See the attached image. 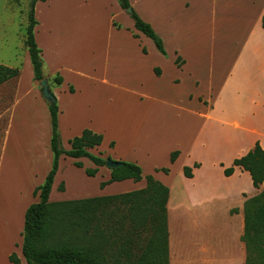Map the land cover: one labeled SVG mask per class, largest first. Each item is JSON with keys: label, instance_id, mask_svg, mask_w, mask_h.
<instances>
[{"label": "rangeland", "instance_id": "rangeland-1", "mask_svg": "<svg viewBox=\"0 0 264 264\" xmlns=\"http://www.w3.org/2000/svg\"><path fill=\"white\" fill-rule=\"evenodd\" d=\"M31 1L0 0V63L19 69L18 76L0 83V264H11L8 251L17 253L22 208L33 200L32 190L44 181L52 162L48 102L32 77L25 44ZM132 1V10L162 38L167 57L137 29L140 37L131 35L134 20L118 0H35L33 9L43 72L60 111L61 146L68 149V139L84 128L98 130L103 134L100 156L135 161L144 180L155 166L170 167V152L194 134L200 118L189 109L200 107L196 96L218 91L256 25L261 0ZM143 46L144 58L137 52ZM175 51L186 60L182 69L170 61ZM55 66L64 78L61 85L52 80ZM154 66L162 70L157 78L151 73ZM34 88L43 102L36 99ZM109 142H115V149L109 150ZM91 164L83 170L69 166L67 159L59 163L49 199L124 191L135 182L115 181L100 188V175L85 172L94 168ZM60 183L66 190L58 189ZM135 241L128 248L134 254L141 246V239Z\"/></svg>", "mask_w": 264, "mask_h": 264}, {"label": "trees", "instance_id": "trees-1", "mask_svg": "<svg viewBox=\"0 0 264 264\" xmlns=\"http://www.w3.org/2000/svg\"><path fill=\"white\" fill-rule=\"evenodd\" d=\"M34 1L26 25L25 44L33 79L40 81L46 77L41 49L34 39L33 29L37 23ZM118 3L122 9L131 6L129 0H118ZM130 16L134 20V28L152 39L157 50L165 54L162 40L151 24L134 10ZM261 26L264 27V13ZM175 62L178 63V57ZM18 74L17 67L0 63V83ZM62 79L59 73L52 77L55 84H61ZM47 104L52 162L44 181L33 190L38 200L30 203L24 212L21 251L26 263L169 264L166 206L169 189L152 174L144 176L143 187L127 192L57 201L48 199L60 156L87 157L96 165L85 169L90 176L96 173L98 166L105 165L106 158L89 151L102 141V134L89 128H84L79 135L68 139L69 148L64 149L58 132L56 98ZM177 154L178 150L170 152L171 162ZM74 164L82 166L79 161ZM234 166L247 170L252 185L260 188L257 194L247 197L243 205L244 224L240 239L246 252L244 264H264V149L256 142L245 154L235 157L231 165L224 168V174L230 175ZM109 169L110 177L100 182V186L124 179H142L141 167L135 162L121 160V165ZM161 170L168 172L169 168L162 167ZM190 170L189 166H184V175L189 176ZM58 189H64L63 183H60ZM136 237L137 240L141 239V246L139 252L134 254L128 248L137 242ZM132 255H135L134 260L130 258ZM8 259L11 264H19V258L14 252L8 255Z\"/></svg>", "mask_w": 264, "mask_h": 264}, {"label": "crops", "instance_id": "crops-1", "mask_svg": "<svg viewBox=\"0 0 264 264\" xmlns=\"http://www.w3.org/2000/svg\"><path fill=\"white\" fill-rule=\"evenodd\" d=\"M129 2L134 7L135 2L132 0H129ZM136 13L140 16L139 12ZM263 13L264 0H261V4L258 6L256 25L246 34L238 54L218 91L216 90L217 92L215 91L206 98H203V95L195 97L201 105L197 109L189 110L194 112L200 118V121L190 138L178 141L181 144L175 146L176 149L174 150H178L175 160L171 162L168 157L169 171L164 172L161 170L162 167L166 166H155L152 169L153 176L168 186L169 189L166 204L169 264L245 263V247L240 239L244 224L243 205L245 199L257 194L260 188L252 185L247 170L234 166L232 173L225 175L224 168L230 166L235 157H239L253 148L256 142L264 149V27L261 26ZM34 17L37 20L35 12ZM35 26L33 29L34 39L39 47L42 45L35 37ZM133 31L134 33L131 32L133 37L134 35L135 38L140 37L139 33L141 32L137 33L135 28ZM137 52L143 58L147 53L145 46ZM160 54L162 57L168 56L166 49L165 54ZM42 56H44V53L41 49ZM177 57L178 63L175 62ZM170 61L181 69L186 65V60L176 51L173 57H170ZM58 69L60 67L55 66L51 69V73H59ZM151 73L157 78L161 75L162 70L159 66H154ZM103 80L107 82L105 78ZM174 81H178V79ZM63 82L64 78L61 84ZM232 89L236 91V96L232 94ZM34 90L36 99L42 101L39 97L40 93L35 88ZM141 96L151 97L145 93ZM189 97L194 98L192 94H189ZM91 130L100 133L98 130ZM3 144L2 139L0 156L2 155ZM99 145L90 148L89 151L95 155H102ZM108 145L110 147V142ZM111 149H115V142L109 148V150ZM93 151H99L101 154ZM112 158L124 161L120 155H115ZM66 159L70 162L69 166L83 170L91 161L87 157L75 158L62 155L58 160V168L59 163ZM74 161H81L83 165L76 166L73 164ZM173 166H175V170H173ZM184 166L191 168L189 176L184 175ZM88 167H96V165L92 162ZM57 172L58 169L54 179ZM96 174L100 175V188H106L111 183L100 186L101 181H105L110 177L108 167L98 166ZM129 180L131 179L120 181L127 183ZM142 180L143 174L142 179L133 182L132 187L127 190L114 191L103 195L122 193L143 187L145 179L143 182ZM64 188L66 190L67 185ZM89 196L92 195L83 193L81 196L72 199ZM32 197L33 200L25 205L26 207L38 200V195ZM25 206H23L22 212H24ZM21 244L16 253L19 264H22L24 259ZM10 253L12 252L8 251L6 253L7 258Z\"/></svg>", "mask_w": 264, "mask_h": 264}, {"label": "water", "instance_id": "water-1", "mask_svg": "<svg viewBox=\"0 0 264 264\" xmlns=\"http://www.w3.org/2000/svg\"><path fill=\"white\" fill-rule=\"evenodd\" d=\"M30 3H31V6H32L33 0ZM124 11L127 14H131L132 8L131 7H127V8L124 9ZM39 85L41 87V93H42L44 99L47 102L53 101L55 99V97H54L53 93L51 92V90L49 89L47 78L41 79L39 81ZM119 165H121V161H119V160H113V159L107 158L106 161H105V166L108 167V168H114V167H117Z\"/></svg>", "mask_w": 264, "mask_h": 264}]
</instances>
